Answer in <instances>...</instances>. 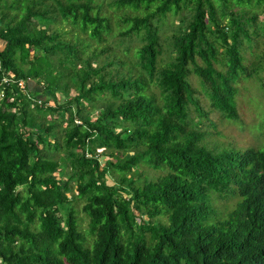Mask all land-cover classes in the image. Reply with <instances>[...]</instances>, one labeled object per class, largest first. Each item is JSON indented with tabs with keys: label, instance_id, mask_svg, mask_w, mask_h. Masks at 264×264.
<instances>
[{
	"label": "trees",
	"instance_id": "16d2710c",
	"mask_svg": "<svg viewBox=\"0 0 264 264\" xmlns=\"http://www.w3.org/2000/svg\"><path fill=\"white\" fill-rule=\"evenodd\" d=\"M259 12L0 0V264H264V145L217 149Z\"/></svg>",
	"mask_w": 264,
	"mask_h": 264
},
{
	"label": "rangeland",
	"instance_id": "374dc122",
	"mask_svg": "<svg viewBox=\"0 0 264 264\" xmlns=\"http://www.w3.org/2000/svg\"><path fill=\"white\" fill-rule=\"evenodd\" d=\"M105 10L110 12L111 9L107 7ZM168 18L176 22V16ZM258 18L264 21V13L259 12ZM257 40L258 43L254 48V53L261 55L264 52V36H258ZM250 59H252V63L256 62L257 72L255 71L252 75L241 77L242 79L239 81L240 84H238L235 98L238 108V118L236 121H230L224 125H221V122L218 123V127L223 133L220 136V140L230 142L218 143L217 140V144L219 145L217 149L261 148L264 145V81L260 80L261 77L264 79V62H257L258 60L255 56H251ZM97 110L98 107H94L91 111V117L95 116ZM118 129V126L114 127L115 131ZM236 145H239V147H236ZM98 157L104 159L106 155L99 153ZM78 214L81 213L78 212ZM84 224L85 220L83 219L81 226Z\"/></svg>",
	"mask_w": 264,
	"mask_h": 264
},
{
	"label": "clouds",
	"instance_id": "9594fccd",
	"mask_svg": "<svg viewBox=\"0 0 264 264\" xmlns=\"http://www.w3.org/2000/svg\"><path fill=\"white\" fill-rule=\"evenodd\" d=\"M39 99V101H40V97L38 96L37 97V99L36 100H38ZM38 101V102H39ZM244 146H246V145H244ZM224 214V213H223ZM222 214V215H223ZM222 215H215V213H214V215L213 216H210V218H208V220L209 221H214V220H216V217L218 216H222ZM223 245H225V246H227V247H229V248H232L233 249V253H234V255H236V240H230V241H228V242H226V243H224Z\"/></svg>",
	"mask_w": 264,
	"mask_h": 264
},
{
	"label": "built area",
	"instance_id": "2783aa9c",
	"mask_svg": "<svg viewBox=\"0 0 264 264\" xmlns=\"http://www.w3.org/2000/svg\"><path fill=\"white\" fill-rule=\"evenodd\" d=\"M6 79H7L6 77H3V80H6ZM16 83H17L16 85H18V86H21L23 84V82L20 80H18ZM37 101H39V99Z\"/></svg>",
	"mask_w": 264,
	"mask_h": 264
}]
</instances>
